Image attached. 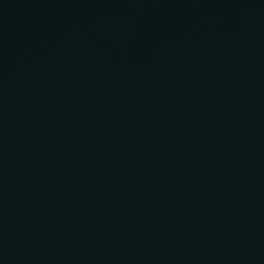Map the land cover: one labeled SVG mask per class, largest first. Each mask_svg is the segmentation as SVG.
Listing matches in <instances>:
<instances>
[{"label":"water","instance_id":"1","mask_svg":"<svg viewBox=\"0 0 264 264\" xmlns=\"http://www.w3.org/2000/svg\"><path fill=\"white\" fill-rule=\"evenodd\" d=\"M0 264H264V0H0Z\"/></svg>","mask_w":264,"mask_h":264}]
</instances>
